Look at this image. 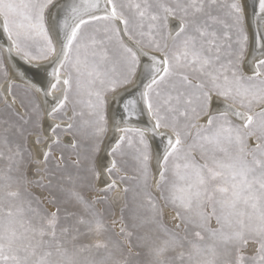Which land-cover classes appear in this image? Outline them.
<instances>
[{"label": "snow or ice", "instance_id": "6c2138e0", "mask_svg": "<svg viewBox=\"0 0 264 264\" xmlns=\"http://www.w3.org/2000/svg\"><path fill=\"white\" fill-rule=\"evenodd\" d=\"M0 264H264V0H0Z\"/></svg>", "mask_w": 264, "mask_h": 264}]
</instances>
